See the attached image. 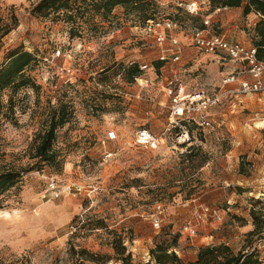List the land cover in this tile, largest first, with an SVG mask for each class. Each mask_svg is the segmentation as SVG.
I'll return each mask as SVG.
<instances>
[{
    "label": "rangeland",
    "instance_id": "374dc122",
    "mask_svg": "<svg viewBox=\"0 0 264 264\" xmlns=\"http://www.w3.org/2000/svg\"><path fill=\"white\" fill-rule=\"evenodd\" d=\"M38 1L0 0V68L21 50L40 60L27 73L37 87L18 92L14 118L0 128V169L32 167L0 198V264H123L114 246L119 238L132 264H156L150 250L176 235L186 264L201 246L220 240L236 253L257 250L264 264V236H248L254 218L264 233V96L224 97L209 112L212 127L193 129L190 141L170 125L173 103L165 89L171 80L188 92L217 94L232 70L233 63L222 65L190 40L209 0H183L197 2L199 15L180 8L179 0H154L155 17L173 22L184 45L180 61L169 59L159 69L166 45L143 31L137 15L116 10L109 21L79 20L71 37L72 24L33 13ZM220 14L234 15L222 10L216 22ZM238 21L243 29L246 18ZM212 23L225 33L220 22ZM250 29L247 38H253ZM134 65L142 74L132 81ZM11 94L5 92V103ZM60 102L73 106L74 117L57 131L56 147L66 155L57 172L35 165L29 152ZM143 129L155 136L156 147L138 142ZM192 148V160L183 158ZM50 178L60 195L48 188ZM74 184L95 191L76 195ZM157 205L163 208L159 230L151 219ZM197 213L204 219L190 237L184 227Z\"/></svg>",
    "mask_w": 264,
    "mask_h": 264
},
{
    "label": "trees",
    "instance_id": "16d2710c",
    "mask_svg": "<svg viewBox=\"0 0 264 264\" xmlns=\"http://www.w3.org/2000/svg\"><path fill=\"white\" fill-rule=\"evenodd\" d=\"M211 11L222 8L244 7L243 15L246 17L251 13L259 15L260 20L254 28L253 44L257 49L258 58L264 59V0H209ZM123 11L126 17L133 14L143 20V25L148 20H156L158 5L154 0H39L33 7V13L43 18L54 20H64L72 24L71 37L76 35L79 20L90 22L95 17H100L104 21H109L113 12ZM203 27L201 23L199 28ZM8 33L5 32L4 35ZM44 58V57H43ZM43 58L41 61L43 62ZM40 60L27 51H18L12 54L7 62L0 68V128L4 121H9L15 115L14 97L23 88L37 87L33 78L27 74L34 69ZM163 62H158L157 68L162 67ZM129 79L134 80L141 76L142 72L138 65L128 69ZM12 94L7 103L3 96L7 90ZM74 117L73 106L66 102H60L57 108H51L49 118L44 125V129L39 132L31 146L29 158L35 160V165H48L50 168L61 172L64 167L66 155L61 148L56 147L57 131L71 122ZM196 129L190 126V133ZM195 148L183 158L192 160ZM32 168V167H31ZM31 168H17L14 165H6L0 169V198L9 190L18 188L24 179V175ZM255 217V215H254ZM256 228L248 233V236H263L264 233L259 228L257 219L254 218ZM122 239L115 240L114 246L123 264L131 263V254L122 246ZM179 247V236H173L169 241L157 242L155 248L150 250L152 262L156 264H186L176 253ZM172 249V250H171ZM174 249V250H173ZM127 252V256H126ZM85 255V252H81ZM150 264V263H149ZM188 264H263L260 253L252 249L250 252L241 250L236 253L228 244H212L201 246L197 253V259Z\"/></svg>",
    "mask_w": 264,
    "mask_h": 264
},
{
    "label": "built area",
    "instance_id": "2783aa9c",
    "mask_svg": "<svg viewBox=\"0 0 264 264\" xmlns=\"http://www.w3.org/2000/svg\"><path fill=\"white\" fill-rule=\"evenodd\" d=\"M178 6L191 15H199L201 11L197 2L179 0ZM202 23L203 27L196 28L191 34L190 40L192 44L202 53L217 56L222 65L229 62L236 66L223 76L219 86V93L217 94H210L203 90L188 92L178 80H171L168 83L165 91L173 103L171 114L173 120L170 121V125H172V128L180 130V138L183 139V142L190 141V126H195L196 129L200 130L212 127L209 112L213 107L219 106L224 97L229 95L264 96V59L258 58L257 49L252 45L230 40L225 34L216 32L209 17L203 18ZM175 28V24L170 20L160 19L148 20L143 26V31L146 34L153 35L162 46L166 45L162 49L160 57L162 62H166L169 59L173 62H178L182 58L183 47L182 43L174 35ZM43 60L48 62L45 57ZM109 139H116L115 134ZM138 142L151 147L157 146V139L146 129L139 132ZM111 155L108 157H111ZM48 188L57 196L61 194V190H58L54 178H50ZM71 188L76 195L88 193V197H91L95 191L94 188H85L81 184H74ZM162 214V206L157 205L151 218L156 230L162 227ZM203 219L204 215L197 213L194 221L186 223L184 231L190 237L196 236L198 224ZM261 243L264 245V240Z\"/></svg>",
    "mask_w": 264,
    "mask_h": 264
},
{
    "label": "crops",
    "instance_id": "0c3cea01",
    "mask_svg": "<svg viewBox=\"0 0 264 264\" xmlns=\"http://www.w3.org/2000/svg\"><path fill=\"white\" fill-rule=\"evenodd\" d=\"M208 4H209V8H206V13L205 14L203 13L201 15L202 19L205 17H209L211 22H212V19H213L214 23L220 22L221 26L225 28L224 34L230 40L238 41V42L245 43L246 45L254 46L253 38H247V36H248L247 28L248 29L251 28L250 30H252V32L254 33V28H255L256 24L258 23V21L260 20L258 18L257 14L251 13L245 17L243 15V10H244L243 6L238 7V8H222V9H217L215 11H211L210 3L208 2ZM222 10H231V13H234V15L232 17H225L223 14H220V16L218 17V22H216V20H214V19H216V15H218L219 13H222ZM242 16H244L246 18V25L244 26L243 29H240V24H239L238 20H240V17H242ZM249 36H250V34H249ZM251 36L253 37L254 34H252ZM182 47H184L183 44H182ZM188 53H189V55L193 54L191 49H188ZM210 56H212V55H210ZM210 56H205L204 58L201 59V62L202 61L207 62V59L210 58ZM219 63H222V62L219 60ZM230 65H231V69H233L234 65L233 64H230ZM226 67H227V65H226ZM206 238H212V237H210V236L209 237L208 236L203 237V239H206ZM221 242H224V241L223 240L218 241L219 244H221ZM200 243H202L204 245L202 240ZM206 244L209 245V244H214V243L209 242ZM176 251H177L178 255H180V257H182V254H183V256H186V254H184V252H182L180 249L176 250ZM197 253H198V251H194V253L190 254V256H191L190 261L191 262H194L197 259Z\"/></svg>",
    "mask_w": 264,
    "mask_h": 264
},
{
    "label": "bare ground",
    "instance_id": "6f19581e",
    "mask_svg": "<svg viewBox=\"0 0 264 264\" xmlns=\"http://www.w3.org/2000/svg\"><path fill=\"white\" fill-rule=\"evenodd\" d=\"M179 113H180V111H179ZM259 126V125H258Z\"/></svg>",
    "mask_w": 264,
    "mask_h": 264
}]
</instances>
